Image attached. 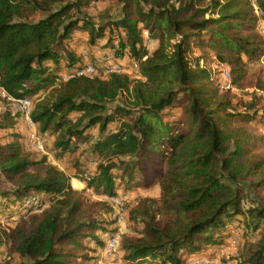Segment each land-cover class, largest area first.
Wrapping results in <instances>:
<instances>
[{"label": "trees", "instance_id": "16d2710c", "mask_svg": "<svg viewBox=\"0 0 264 264\" xmlns=\"http://www.w3.org/2000/svg\"><path fill=\"white\" fill-rule=\"evenodd\" d=\"M90 1L0 0V86L32 99L29 118L56 157L79 151L73 168L84 183L73 189L46 157L24 152L17 133L0 140V214L19 207L0 233V248L5 234L19 261L5 253L3 264H82L84 251L103 249L113 232L110 206L86 189L113 196L155 184L158 200L139 197L128 208L123 263L185 264L233 218L261 233L240 264H264V156L250 129H264V82L249 99L232 98L213 84L205 51L230 52L218 59L240 79L244 64L264 53L254 12L264 18V0H253L255 8L242 0H116L119 16L99 22L84 11ZM73 29L84 32L72 43L86 48V61L68 45ZM108 51L121 73L101 75ZM87 61L93 75L55 81ZM20 115L6 109L0 130ZM38 193L48 194L39 210L24 204Z\"/></svg>", "mask_w": 264, "mask_h": 264}, {"label": "rangeland", "instance_id": "374dc122", "mask_svg": "<svg viewBox=\"0 0 264 264\" xmlns=\"http://www.w3.org/2000/svg\"><path fill=\"white\" fill-rule=\"evenodd\" d=\"M243 2L249 3V5H252L253 0H242ZM252 2V3H251ZM119 4L116 0H92L89 2V5L84 10L86 13H89L93 20L95 22L103 21L105 19H111L116 18L120 14V8ZM218 14H215L214 17H217ZM261 16V15H260ZM257 28L255 27V32L259 35L260 39L262 40V46L264 48V33H260L259 25L256 23ZM84 32L80 29H73L70 32V36L67 39V42H70V47L72 45V48L74 50H77L78 52L81 49V45H73V41L75 38H78L77 40L83 39ZM67 44V43H66ZM205 51L210 53L211 59L209 60V63H207L208 68L211 72V79L213 81V84L216 86V80H217V70L213 69V65L216 61H219L223 65L227 66L228 68L230 65L227 63L226 60L220 61L218 59V55H222L223 57L228 56L230 52L225 51L219 47L215 48H206ZM235 76V73L232 74V77ZM58 79V76H56ZM262 81L264 82V53L258 57L253 59L251 62L244 64L243 68V76L238 79L235 83L236 91L228 92L230 93L231 97L234 99H249L251 96V93L256 90V82ZM51 85L47 84L44 89H48ZM44 89H41L38 92V95H41L44 91ZM220 91V90H219ZM13 109L15 110L14 106L4 98L0 96V115L6 110V109ZM175 117V115H172ZM170 118H173V117ZM27 122L23 120V117L20 115L16 120V128H12L14 130H0V140L5 141L6 139H9L10 132L11 133H17L20 135V141L22 148L24 152L29 153L33 158L39 159L41 157H46L49 162L52 163V149L50 141L46 140L47 137H42L39 134L38 128L36 124H34V127L32 130L37 132L40 136V146L37 147L34 143V141L29 137L30 134H27L28 128H27ZM254 133L261 136V142L258 146V151L261 153L262 156H264V134L259 129H256L254 127H250ZM79 155V151H75L70 154H66L62 159V163L60 162L59 165L62 167L64 172L69 176V183L71 179L72 181V187L75 190H80L82 187H84L83 181L80 179L79 176L75 175V170L73 168L74 160ZM54 157V155H53ZM91 163V162H90ZM70 185V186H71ZM86 194L90 195L91 198L95 199H101L100 197H106L107 202L109 205V199L110 198H118L116 195L108 196L106 194L103 195H95L93 194L89 189H86ZM144 193V194H143ZM125 200L124 201V233L120 236V241L123 238H126L127 236H130L131 233L129 231V226L132 225V223L128 219V208L130 206H133L136 203V199L139 197H149L153 198L155 200H158L159 192L157 189V186L153 185L148 190H143L141 194L133 193L128 195L121 194ZM48 198V194L38 193L35 197H32L24 202L25 205H32L31 202L34 199L40 207L43 206V204L46 202ZM40 201H39V200ZM19 211V207L17 205L15 206L14 212H12V215L7 217L5 215L0 214V233H3L9 229L13 225L14 219L17 218V212ZM111 218V217H110ZM228 221L223 226L218 227L217 230H215L216 235L214 236L215 243H207V247L200 248L198 251L189 254V251L187 248H183L184 254L187 255L185 264H189L191 260H197L202 259V257H210L214 259L213 264H240L241 257L245 253V251L254 245L256 241L259 239L261 233L253 234V231L249 228L245 229L243 228V224L238 223L233 218ZM132 227V226H131ZM117 229V223L113 220V232ZM224 236V237H223ZM2 246L1 250L4 252H0V261L1 264L4 262V258H9L12 262H18L19 260L17 257L12 255L9 250V244L7 241V238L5 234H2ZM108 239V238H107ZM198 244H201V241L197 242ZM86 247H94L92 244L84 242ZM6 253V255H5ZM85 255H87V258L85 260H81L82 264H128L123 263L122 261V253L117 251L111 255H107L103 249L97 250H85ZM185 254V255H186ZM5 255L4 258L2 256ZM130 264V263H129ZM138 264H153L148 259H143Z\"/></svg>", "mask_w": 264, "mask_h": 264}, {"label": "built area", "instance_id": "2783aa9c", "mask_svg": "<svg viewBox=\"0 0 264 264\" xmlns=\"http://www.w3.org/2000/svg\"><path fill=\"white\" fill-rule=\"evenodd\" d=\"M254 12L256 15L257 14L260 15V12L257 11L256 9H254ZM144 35H146V32H144ZM81 55L83 57H86L87 51L86 50L81 51ZM99 68L101 75H108L110 73H121L124 69L122 63L115 57L114 53L111 51L105 52L101 56V63ZM213 69H216L218 72L216 87L220 91L223 92L236 91V86L232 79L230 69L227 66L223 65L219 61H216L213 65ZM95 72H96V67L91 62L87 61L82 63L78 67L70 70L65 76L58 78L57 80L55 79V81L56 82L65 81L70 77L78 76V75L91 76ZM0 96L5 100L9 101L14 106L15 110L21 114L23 119L33 129L35 123L32 122L31 119L29 118V113L32 107V99L13 98L1 86H0ZM29 137L34 141L37 147L40 146V139H39L40 136L37 132L32 130L30 132ZM90 165L91 167H95L96 162L91 161ZM32 200L33 201L31 202V204L36 208V210H39L41 207L34 199ZM108 202L111 208L110 217L112 220H114L117 223L116 231L108 237L104 245L105 253L107 255H111L117 251L119 252L120 236L125 231L124 220H123V215H124L123 211L125 205H124V201L120 198H110ZM213 263H214V259L210 257H202V259L191 260L189 262V264H213Z\"/></svg>", "mask_w": 264, "mask_h": 264}, {"label": "crops", "instance_id": "0c3cea01", "mask_svg": "<svg viewBox=\"0 0 264 264\" xmlns=\"http://www.w3.org/2000/svg\"><path fill=\"white\" fill-rule=\"evenodd\" d=\"M252 3V2H251ZM252 7L253 8H255V6H254V3H252ZM256 23L259 25V28H260V33L261 34H263L264 33V18L262 17V16H260L259 14H257L256 15ZM256 28H257V26H256ZM144 36H146V35H144ZM145 42L146 43H148V45H149V48L150 49H152V48H154L155 47V45H156V43L154 42V41H149L147 38L145 39ZM100 43H104V40H101V42ZM83 50H86V48H81L80 49V51H79V53L81 54V51H83ZM87 51V50H86ZM84 59H85V61H86V57H84ZM69 71L68 70H62L61 72H59L57 75H58V78H61V77H63V76H65L67 73H68ZM56 80H57V78H55ZM24 120V119H23ZM25 121V120H24ZM26 122V121H25ZM27 124V123H26ZM16 125L17 124H15L14 125V129L16 128ZM27 128H28V131H27V134H30V132L32 131V128L27 124ZM14 129H12V130H14ZM11 130V129H10ZM95 130H93V132H94ZM260 131L261 132H263V134H264V129H260ZM12 132V131H11ZM10 132V133H11ZM46 140H48V141H50V139L49 138H46ZM51 142V141H50ZM53 155H54V157H53ZM64 157V156H63ZM63 157H61V158H63ZM61 158H58V157H56L55 156V151L52 149V159H51V161H52V164H54L55 166H57L59 169H61V170H63L62 169V167H60V165H59V163L61 162H63L62 161V159ZM64 171V170H63ZM155 186H157L156 184H155ZM72 187V186H71ZM73 188V187H72ZM83 188V187H82ZM158 189V188H157ZM143 190H148V189H142V188H137V189H135V190H132V191H123V190H118V193H117V197L118 198H120V199H123V200H125L124 199V197L121 195V194H123L124 196L125 195H128V194H133V193H137V194H141V192L143 191ZM144 194V193H143ZM101 199H99V200H103V201H107V198L106 197H100Z\"/></svg>", "mask_w": 264, "mask_h": 264}]
</instances>
